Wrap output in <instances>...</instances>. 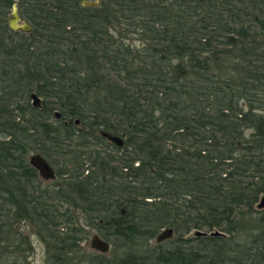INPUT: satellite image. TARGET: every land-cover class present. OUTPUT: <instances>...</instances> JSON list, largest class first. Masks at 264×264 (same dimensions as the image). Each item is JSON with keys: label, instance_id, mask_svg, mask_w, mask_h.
I'll return each instance as SVG.
<instances>
[{"label": "trees", "instance_id": "obj_1", "mask_svg": "<svg viewBox=\"0 0 264 264\" xmlns=\"http://www.w3.org/2000/svg\"><path fill=\"white\" fill-rule=\"evenodd\" d=\"M84 1L0 0V264H25V220L53 264H264V0Z\"/></svg>", "mask_w": 264, "mask_h": 264}, {"label": "rangeland", "instance_id": "obj_2", "mask_svg": "<svg viewBox=\"0 0 264 264\" xmlns=\"http://www.w3.org/2000/svg\"><path fill=\"white\" fill-rule=\"evenodd\" d=\"M90 1H96V0H90ZM10 11L11 10H9V12L6 16L7 23H8ZM21 12H22V9L18 7V13L20 15L21 21H24L21 17ZM0 64H1V59H0ZM22 104H23V102H22ZM12 114L16 115V112L12 113ZM75 125L79 126V122H78V124H75ZM98 136H100V135H98ZM101 138H103V137H101ZM35 153L36 152H34V151L31 152L28 155V158ZM40 180H41V184H40L41 189H47V188L51 189V188H54V186H59V184L61 183V179L56 177V176H55L54 180H43L42 178H40ZM262 197H264V194L261 195L260 199ZM258 203H259V201H258ZM57 209H58L59 215L65 216L66 214H69L71 216V220H73L72 223H65L64 220L66 219L67 215L64 218H61V220H59V224H61L60 228L71 226L74 229H78V228L81 229V233L77 236L79 239V242L77 245L78 251H80L81 253H97V252L90 249L89 243H90L91 238L94 235H97L99 237H101V235L98 233L97 229L94 228V224L93 225L89 224L90 222L85 217L86 215H84V214L82 215L81 212H79L78 210L76 211L72 208L69 209L64 204L58 205ZM22 223L23 224L20 225V228H18V230L21 234H23L25 236V264H53L52 261L49 259V253L47 251V247H46L44 241L36 233V230L30 225V222L25 220V223L24 222H22ZM153 244H154V240L151 241V245H153ZM112 247L113 246L111 245V248ZM115 251L118 254H121V251L117 247L115 248ZM81 255L83 256V254H81ZM105 256L106 257H112L108 253L105 254Z\"/></svg>", "mask_w": 264, "mask_h": 264}, {"label": "water", "instance_id": "obj_3", "mask_svg": "<svg viewBox=\"0 0 264 264\" xmlns=\"http://www.w3.org/2000/svg\"><path fill=\"white\" fill-rule=\"evenodd\" d=\"M99 3V0L95 2L91 1H84L83 6H90L96 7ZM8 28L12 32H19L24 34H29L32 31V27L24 22L21 21V18L18 13V6L17 3L12 5L11 12L8 18ZM32 104L36 107L40 105V99L37 97L36 94H31ZM60 114L58 112L55 113V117L58 118ZM75 124H78V120L75 121ZM99 135L105 138L108 142L113 144L117 148H121L123 146V140L118 136H113L105 132H100ZM29 165L35 169L40 178L43 180H54L55 179V172L53 168L49 165V163L39 154H33L28 158ZM258 209H264V197L259 200L257 204ZM196 234H200L197 232ZM173 237V230L168 228L161 231L155 238L156 244L163 243L167 240H170ZM89 247L91 250L105 255L110 250V245L108 242L103 240L101 237L94 235L89 243Z\"/></svg>", "mask_w": 264, "mask_h": 264}, {"label": "flooded vegetation", "instance_id": "obj_4", "mask_svg": "<svg viewBox=\"0 0 264 264\" xmlns=\"http://www.w3.org/2000/svg\"><path fill=\"white\" fill-rule=\"evenodd\" d=\"M20 16V15H19ZM25 22V21H24ZM17 33H19V32H17ZM22 34H24V33H22Z\"/></svg>", "mask_w": 264, "mask_h": 264}]
</instances>
